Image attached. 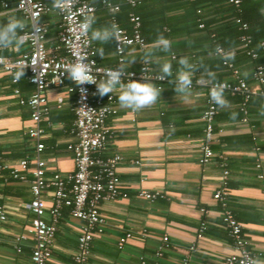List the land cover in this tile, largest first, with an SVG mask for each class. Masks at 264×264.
<instances>
[{
  "label": "crops",
  "instance_id": "1",
  "mask_svg": "<svg viewBox=\"0 0 264 264\" xmlns=\"http://www.w3.org/2000/svg\"><path fill=\"white\" fill-rule=\"evenodd\" d=\"M17 2L3 0L0 19L8 22L15 17L28 28L29 21L15 10ZM4 4L8 6L6 13ZM96 7L89 33L113 24L112 15L102 8L101 1ZM190 8L163 0H145L136 9L130 8L131 12L141 10L150 17L145 26L147 47H125L123 67L138 71L147 62L153 73L160 74V65L169 63L171 72L162 89L152 83L160 95L139 109L121 106L119 87L111 92L117 114L107 119L112 137L103 156L123 157L117 168L123 195L102 202L100 212L105 224L91 243L88 264H184L186 259L189 264H224L234 248L222 225L220 204L214 199V193L221 187L223 164L230 172L229 207L243 227L257 264H264V84L258 85L252 77L255 66L264 67V50L260 46L264 41V0H240L238 6L218 1L205 6L202 17L205 27H200L197 13ZM121 14L122 9L116 14L119 25L130 30V22ZM237 19L247 23L257 39L256 47L261 51L257 59L247 56L243 45L227 49L217 45L215 32L235 28ZM40 22L47 30V46L55 48L60 16L52 12L42 16ZM163 34H169L167 51L156 43ZM92 43L100 65H118L115 40H92ZM219 48H223V55L217 53ZM28 49L24 43L20 47H0V56L16 58ZM181 57L191 65V82H234L233 71L224 65L226 60L251 88L259 86L263 91L251 98L247 121H243L240 111L242 97L223 92L227 104L218 107L214 120L215 138L211 144L214 157L204 165L200 163L204 142L201 117L207 108V89L189 88L187 95L174 91ZM34 90L26 71L16 84L10 76L0 73V150L4 162L11 166L21 159H30L28 180L35 168L32 158L36 141L28 134L34 125L31 109L22 105L20 99H29ZM47 98L50 113L41 123L44 129L41 142L45 145L41 157L46 162V176L66 175L75 170L73 156L67 150V145L75 140L72 133L75 96L65 89H51ZM142 190L160 192L163 197L149 201L139 196ZM32 198L28 182L15 181L9 171L0 172V206L7 212V221L0 225V264H31L35 239L27 228L32 218L28 210ZM46 201L51 205L49 196ZM46 221L52 222L49 216ZM203 223L207 228L200 232ZM81 225V221L70 216L67 207L62 209L50 264H73ZM127 234L132 237L120 248L119 241ZM20 236L23 238L18 251L16 239ZM164 237L168 242H164Z\"/></svg>",
  "mask_w": 264,
  "mask_h": 264
},
{
  "label": "built area",
  "instance_id": "2",
  "mask_svg": "<svg viewBox=\"0 0 264 264\" xmlns=\"http://www.w3.org/2000/svg\"><path fill=\"white\" fill-rule=\"evenodd\" d=\"M229 2L236 6L240 4V0H229ZM141 3V0H101L102 8L109 11L113 24L119 29L115 39L118 65L105 67L98 63L97 50L90 39V33H84L80 27L86 18L94 17L97 11L95 5L88 0H56V6L54 2L46 4L41 0H18L17 2L15 10L30 23L28 28L23 27L19 30L24 44L29 49L16 58L0 56V73L10 76L12 82L16 84L20 78L19 73L26 71L29 83L35 88L29 99H20L22 105H27L31 109L34 125L29 129L28 134L36 141V149L32 158L35 168L31 171L32 178L28 180L26 173L29 172L30 159H21L17 165L11 166L4 162L0 150V172L9 171L15 181L30 184L33 198L28 205V210L32 218L27 232L35 239L31 250V264H50L57 223L64 207L69 209L72 218L82 223L73 264H88L91 243L97 234L102 233L105 224V219L100 212L102 202L112 201L123 195L119 188L120 177L117 172L123 157L119 154L103 156L107 143L112 137L107 119L117 114L114 95L110 92L101 96L94 83L101 82L109 70L116 68H120L123 72L122 83L127 81L151 82L155 83L158 89H162L163 85L169 81L167 77L162 80L160 74L153 73L147 62L143 63L138 71L127 70L123 67L125 47L136 46L145 49L147 42L142 35L141 17L137 13L130 12L128 15L130 30L119 25L116 14L121 11L124 4L136 9ZM3 6L5 8L3 13H6L8 6L6 4ZM52 12H56L61 18L58 45L55 48L47 46V30L40 22L42 16ZM1 15L2 13L0 17ZM236 22L244 31L241 41L247 48V55L252 59H257L259 54L251 47L252 36L245 33L248 31V24L241 19H237ZM200 27H203V24H200ZM260 46L264 50V41L260 43ZM217 53L223 55V48H219ZM79 61H84L89 65L93 84L77 85L68 78L67 67ZM224 65L233 71L234 82L207 83L197 80L191 82L190 86V89L197 86L207 89V108L201 117L204 123V142L201 145L200 163L203 165L209 163L214 157L211 144L215 138L214 120L219 113L218 106L210 99V91L214 88H221L223 92L240 95L242 97L240 111L243 114V121L248 119V104L251 98L263 94L259 86L251 88L232 63L225 60ZM252 77L258 85H263L264 67L255 66ZM51 89H65L75 96L73 108L75 118L72 129L75 140L67 145V150L73 156L75 170L66 175L53 173L48 177L46 176V162L41 157L45 148L41 142L44 135L41 123L43 119L48 118L50 113L47 92ZM14 92L17 95L20 93L18 89ZM229 177L230 172L226 164H223L221 187L214 193V199L220 204L222 225L234 248L233 253L225 258L224 264H257L256 255L244 236L243 227L229 207L227 194ZM48 196L51 198L49 206L46 201ZM139 196L149 201L163 197L160 192L152 193L145 190H142ZM47 216L52 222L46 221ZM6 221L7 212L3 206H0V225ZM206 228V223H203L200 232H204ZM131 237V234H127L121 238L119 247H123L126 240ZM21 238L23 237L16 239L18 251H21ZM163 240L168 242L167 237ZM194 249L191 247V250ZM158 255H161L160 252ZM184 264H189V261L184 260Z\"/></svg>",
  "mask_w": 264,
  "mask_h": 264
},
{
  "label": "clouds",
  "instance_id": "3",
  "mask_svg": "<svg viewBox=\"0 0 264 264\" xmlns=\"http://www.w3.org/2000/svg\"><path fill=\"white\" fill-rule=\"evenodd\" d=\"M54 6L55 0H54ZM94 18H86L80 25L84 33H88L94 24ZM23 28V23L17 20L15 17L9 18L8 22L4 25H0V47H20L23 43L22 34H18V30ZM119 31L117 25L112 24L108 26H102L93 29L90 33V39L95 41L107 42L109 40L116 39V33ZM156 43L162 46L164 51L169 48V40L163 36H158ZM102 54L103 50H99ZM180 67L177 69L175 88L174 91L187 95L188 89L191 86V65L187 59L181 57L178 60ZM160 79H165L170 72L171 66L169 63H163L160 65ZM68 78L77 85L81 84H93L91 79V73L89 71V65L84 61L75 62L69 65L66 69ZM22 75V71L19 73ZM123 72L120 68L109 70L103 80L96 85L98 93L103 96L112 92L115 88L119 87L120 94L118 96L119 103L122 107L131 109H139L146 105L153 103L160 95L156 86L151 82H138L127 81L121 82V76ZM209 75H211L209 73ZM210 99L216 106H223L227 104V101L223 97V90L221 88H214L210 91Z\"/></svg>",
  "mask_w": 264,
  "mask_h": 264
},
{
  "label": "trees",
  "instance_id": "4",
  "mask_svg": "<svg viewBox=\"0 0 264 264\" xmlns=\"http://www.w3.org/2000/svg\"><path fill=\"white\" fill-rule=\"evenodd\" d=\"M3 0H0V4ZM91 4L99 6L100 1L101 0H88ZM145 0H141V5L143 4ZM218 1L222 2V3H229V0H163V3L166 2H178L181 5H188L189 7H191V11H194L195 13H197V22L198 24H203V26H206V23H204L202 21V17H203V11H204V7L205 6H209V5H213L215 3H217ZM232 4V3H231ZM233 5V4H232ZM2 10V7L0 5V11ZM131 12V9L128 5H122V14L123 17L126 18V20H128V14ZM136 13L141 17V21H142V35L143 37L145 36V26H146V22L149 20V16L148 14H146L145 12L138 10L136 11ZM122 16H120L121 18ZM200 19V21H198ZM242 20V19H241ZM245 20V19H244ZM5 23H7V21L5 19H0V25H4ZM166 22H164L163 25H165ZM246 34H249L252 36L253 39V43L251 45L252 48H255L258 52L259 49L256 47L257 46V39L255 38V36H253L251 34L250 29L248 28V31L245 32ZM19 34V31H18ZM244 34V31H242L240 29V26L237 24V26L233 29H230L228 31H224V32H219L216 31L215 32V41L217 43V45L222 46L224 49L227 48H233L235 46H240L243 45V49L246 50L247 48L244 47V44L241 41V36ZM163 37H167L169 36V34H163ZM145 38V37H144ZM259 55H261V51L259 52ZM248 56V55H247ZM24 82V81H22Z\"/></svg>",
  "mask_w": 264,
  "mask_h": 264
}]
</instances>
